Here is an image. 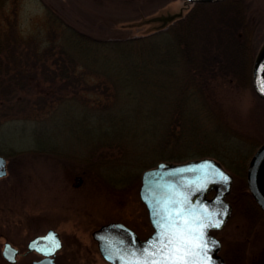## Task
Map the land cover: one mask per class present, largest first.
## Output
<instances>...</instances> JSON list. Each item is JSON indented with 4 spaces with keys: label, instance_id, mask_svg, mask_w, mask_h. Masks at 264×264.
<instances>
[{
    "label": "rangeland",
    "instance_id": "1",
    "mask_svg": "<svg viewBox=\"0 0 264 264\" xmlns=\"http://www.w3.org/2000/svg\"><path fill=\"white\" fill-rule=\"evenodd\" d=\"M243 1L244 25L236 30L229 28L226 19L231 15L225 11H198L203 21L197 25L209 23L198 32L199 44L209 39L205 46L215 50L220 45L215 31L224 38L235 31L256 56L264 41V0ZM182 5L180 0H0V34L2 39H8L16 31L24 38L43 41L51 36L46 21L48 13H53L66 25L98 39L138 37L159 25L154 22L146 26L145 19L151 21L153 16L177 11ZM34 74L28 92L19 93L23 100L14 116L22 119L0 125V156L7 161V174L0 178V264H6L1 256L4 241L19 247L17 264L37 261L39 254H24L26 244L49 228L58 232L63 243L54 256L57 264H108L93 237L95 231L109 223H122L144 239L153 230L139 195L143 172L162 161L182 163L205 157H197L192 143L191 150H182L188 155L183 160H163L171 148L162 141L159 118L155 129L147 130L149 134H143L139 125H126V133H118L120 144L101 146L109 140L100 137L105 122L90 117V111L96 114L88 106L97 101L104 106L109 91L103 92L101 83L94 81L96 75L78 72L73 83L66 85V80L56 79L51 84L38 71ZM220 79L218 76L211 81L210 89L203 90L211 99L206 103L210 110L221 111L217 117L233 125L245 140L247 164L264 141V102L252 88L236 92ZM93 84H97L96 88ZM75 89L81 101L65 100L75 96ZM226 169L234 177L227 196L232 214L222 229L211 232L221 242L219 255L226 264H264V220L254 221L247 214L242 182ZM213 194L211 191L208 197ZM29 218H34L37 226L31 225L29 230L8 228L22 225Z\"/></svg>",
    "mask_w": 264,
    "mask_h": 264
},
{
    "label": "trees",
    "instance_id": "2",
    "mask_svg": "<svg viewBox=\"0 0 264 264\" xmlns=\"http://www.w3.org/2000/svg\"><path fill=\"white\" fill-rule=\"evenodd\" d=\"M208 8L230 14L226 19L229 28L243 27L244 1L225 0L192 4L182 18L167 28L138 37L98 39L66 25L53 13H48L46 21L51 36L43 41L24 38L16 31L8 39H2L0 34V125L22 119L14 116L23 100L19 93L28 92L30 77L35 71L44 81L52 84L56 79L66 80V85L73 83L78 72L96 75L94 81L101 83L103 92L109 91L104 106H99L102 101L88 106L96 114L90 111V117L105 122L100 137L109 140L101 146L120 144L118 133H126V125L135 128L139 125L144 129L143 134H149L147 130L155 129L159 118L162 141L171 148L163 160H183L186 154L182 150H191L190 145L194 143L197 157L218 160L241 180L247 214L254 221H263L264 212L245 182V140L233 125L224 124L217 117L221 111L210 110L206 102L211 99L203 92L210 89L211 81L218 76L236 92L240 88H252L255 55L235 31L225 38L215 31L220 41L215 50L205 46L209 39L200 45L198 32L209 23L197 25L203 21L198 13ZM248 42L251 43L250 39ZM91 86L96 88L97 84ZM77 93L75 89V96L65 100L80 102ZM113 104L117 105L110 106ZM109 122L114 125H108Z\"/></svg>",
    "mask_w": 264,
    "mask_h": 264
},
{
    "label": "water",
    "instance_id": "3",
    "mask_svg": "<svg viewBox=\"0 0 264 264\" xmlns=\"http://www.w3.org/2000/svg\"><path fill=\"white\" fill-rule=\"evenodd\" d=\"M180 1L183 2V5L177 11L167 10L153 16L151 21L145 19L146 26H150L151 23L153 26L154 22H158L159 25L153 30L148 27L150 30L146 31L144 35L167 28L182 18L192 4L218 3L225 0ZM131 26L132 23H129V27ZM258 66L264 68V41L259 47L252 65V89L256 97L264 101V89L259 86L260 80L264 78V73L257 72ZM0 161L4 162L3 174H0V177H3L6 175V161L3 156H0ZM219 173L227 176L228 180L224 181ZM233 180V175L218 160L210 157L182 163L162 161L155 167L145 170L141 177L139 195L148 209L153 230L149 236L140 239L132 229L122 223L103 225L93 233L102 257L108 264H128L129 261L142 259L140 252L148 250L159 231L157 213L167 216L169 212L175 211V206L178 204L186 209V215L190 212L206 222L210 220L213 224L222 221L219 227H209L204 230L205 238L208 241L207 256L197 259H207L208 264H226L219 255L221 242L211 232L222 229L232 214V205L227 200V196L232 189ZM245 182L252 198L264 212V141L248 160ZM211 191L214 194L208 197ZM153 209L156 211L154 212ZM50 235L56 237L60 247L53 249L49 254L51 244L47 238ZM28 247L29 250H35L43 256L33 264H57L54 256L62 247V243L57 232L49 230L44 235L33 238ZM3 254L9 262L13 263L17 250L7 243Z\"/></svg>",
    "mask_w": 264,
    "mask_h": 264
},
{
    "label": "snow or ice",
    "instance_id": "4",
    "mask_svg": "<svg viewBox=\"0 0 264 264\" xmlns=\"http://www.w3.org/2000/svg\"><path fill=\"white\" fill-rule=\"evenodd\" d=\"M258 73H264V68L258 66ZM260 88L264 89V78L260 80ZM4 162L0 161V174H3ZM220 177L227 181L228 177L219 173ZM155 212L156 210L153 209ZM221 222H207L201 217L187 213L186 209L178 204L174 212H169L167 216L157 213V227L159 229L156 239L149 245L147 251H141L140 257L128 264H208L207 259H197L206 257L208 241L206 240L205 229L209 227H219ZM51 244L49 254L53 249L60 247L55 236L47 238Z\"/></svg>",
    "mask_w": 264,
    "mask_h": 264
},
{
    "label": "flooded vegetation",
    "instance_id": "5",
    "mask_svg": "<svg viewBox=\"0 0 264 264\" xmlns=\"http://www.w3.org/2000/svg\"><path fill=\"white\" fill-rule=\"evenodd\" d=\"M5 161H6V158H5ZM6 164H7V161H6ZM6 174H7V166H6ZM6 176V175H5ZM5 176H3V177H5ZM0 178H2V177H0ZM33 221H36L34 218H29L27 221H23L24 223L22 224V225H20V224H18V225H9L8 226V228H10V227H13V228H10L11 230H16V229H25V230H29V228H30V226L31 225H34V226H37V224H34V222ZM40 226V225H39ZM49 230H53L52 228H49L47 231H46V233L49 231ZM56 232V231H55ZM58 233V232H57ZM45 234V233H44ZM44 234H41V235H44ZM0 236H2L1 234H0ZM37 236H39V235H36L35 237H37ZM35 237H33V238H35ZM7 239L6 237H4L3 236V239ZM32 238V239H33ZM60 238V237H59ZM32 239H30L28 242H27V244H26V250H25V255H27L28 253H35V254H39L38 252H36L35 250H29V242L32 240ZM10 244L13 248H15L16 250H17V254H16V256H15V262H13V263H11V262H9V260H7V258L6 257H4V254H3V251H4V249H5V245L6 244ZM61 243H62V241H61ZM62 246H63V243H62ZM61 249V248H60ZM59 251V250H58ZM57 251V252H58ZM57 252H56V254H57ZM20 254H21V252H20V249H19V247H17V246H15L14 245V242H12L11 241V243L10 242H8V241H4L3 242V246H2V250H1V256H2V259L6 262V264H17V258L20 256ZM23 255V254H22ZM40 255V258L38 259V260H40V259H42V255L41 254H39ZM34 261H36V260H34ZM34 261H32L30 264H33V262Z\"/></svg>",
    "mask_w": 264,
    "mask_h": 264
},
{
    "label": "bare ground",
    "instance_id": "6",
    "mask_svg": "<svg viewBox=\"0 0 264 264\" xmlns=\"http://www.w3.org/2000/svg\"><path fill=\"white\" fill-rule=\"evenodd\" d=\"M148 210V209H147ZM217 231V230H216ZM213 232V231H212Z\"/></svg>",
    "mask_w": 264,
    "mask_h": 264
}]
</instances>
